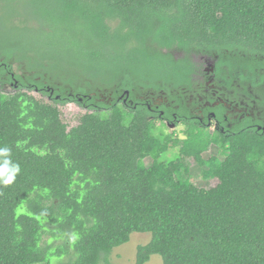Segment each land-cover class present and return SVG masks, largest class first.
Instances as JSON below:
<instances>
[{
    "label": "trees",
    "instance_id": "16d2710c",
    "mask_svg": "<svg viewBox=\"0 0 264 264\" xmlns=\"http://www.w3.org/2000/svg\"><path fill=\"white\" fill-rule=\"evenodd\" d=\"M191 52L263 80L264 0H0V264H110L133 232L150 233L133 264H264V124L229 126L222 103L190 114ZM189 159L214 184L191 181Z\"/></svg>",
    "mask_w": 264,
    "mask_h": 264
},
{
    "label": "rangeland",
    "instance_id": "374dc122",
    "mask_svg": "<svg viewBox=\"0 0 264 264\" xmlns=\"http://www.w3.org/2000/svg\"><path fill=\"white\" fill-rule=\"evenodd\" d=\"M176 56L184 55L182 51L173 52ZM190 57L193 62L198 64V69L194 74V81L190 87L182 88V93L177 94V98L181 99L183 104L200 120L205 117L204 108L206 106H216L219 103L224 104L226 115L230 119L231 126L234 121L244 117L250 116L254 119L262 121L264 124V79L258 81V77L254 82L250 79L243 78L244 71L240 75V72L234 70V75L228 72V66L224 63L222 66V73L220 75L215 74V63L217 54H202V53H190ZM17 63H14V68ZM17 71V68L15 69ZM19 73V71H17ZM228 72V74H227ZM264 72V69H263ZM225 75V78L223 76ZM232 78V81H228ZM14 86L10 83H4L2 91L13 92ZM122 96L126 98L128 94L124 93ZM36 96H40L36 94ZM134 97L141 100L143 103L151 106L160 104H172L173 100H169L168 96L164 92H154L151 90L137 89L134 91ZM110 92L100 93L99 99L105 103L110 102L112 99ZM61 110V117L64 122L74 125L77 122V117L82 111L80 107L75 104L69 103L66 105H59ZM156 125L160 126L165 132L176 130L179 134L182 132L183 126L181 123H170L156 121ZM213 127V125H211ZM157 133H159L156 130ZM217 149L216 147H213ZM173 148H169L166 153L163 154V159H169L175 156ZM176 151V150H175ZM172 154V155H171ZM206 156V154H204ZM224 153L220 152V158ZM189 165V178L197 185L209 186L214 184V179L205 180L201 177V168L196 164L193 159L188 160ZM23 208V204L19 206L17 211ZM41 222L43 219L39 218ZM47 227H49L47 225ZM150 238V233L147 232H133L130 235V239L127 243L115 247L110 256V264H133L136 252V247L140 244H145ZM64 240V241H63ZM66 241V242H65ZM65 238L54 239L48 238L47 234L43 236V242L50 247L55 248L57 245L64 243L67 245ZM66 259L65 255L50 256V264H59ZM33 264H44L42 262ZM146 264H162V260L158 255H151L149 261Z\"/></svg>",
    "mask_w": 264,
    "mask_h": 264
},
{
    "label": "flooded vegetation",
    "instance_id": "af4514ba",
    "mask_svg": "<svg viewBox=\"0 0 264 264\" xmlns=\"http://www.w3.org/2000/svg\"><path fill=\"white\" fill-rule=\"evenodd\" d=\"M224 105V104H223Z\"/></svg>",
    "mask_w": 264,
    "mask_h": 264
},
{
    "label": "water",
    "instance_id": "95a60500",
    "mask_svg": "<svg viewBox=\"0 0 264 264\" xmlns=\"http://www.w3.org/2000/svg\"><path fill=\"white\" fill-rule=\"evenodd\" d=\"M128 94V93H127Z\"/></svg>",
    "mask_w": 264,
    "mask_h": 264
}]
</instances>
